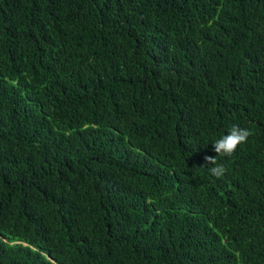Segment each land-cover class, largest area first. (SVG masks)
I'll use <instances>...</instances> for the list:
<instances>
[{"label":"trees","instance_id":"trees-1","mask_svg":"<svg viewBox=\"0 0 264 264\" xmlns=\"http://www.w3.org/2000/svg\"><path fill=\"white\" fill-rule=\"evenodd\" d=\"M0 264H264V0H0Z\"/></svg>","mask_w":264,"mask_h":264},{"label":"clouds","instance_id":"clouds-1","mask_svg":"<svg viewBox=\"0 0 264 264\" xmlns=\"http://www.w3.org/2000/svg\"><path fill=\"white\" fill-rule=\"evenodd\" d=\"M253 134L249 128H241L238 125H233L227 134L221 136L213 143V151L220 156H232L237 147L247 142L248 138ZM212 156L205 157L207 165H212L209 172L217 177H223L227 171L226 167L218 163L217 159Z\"/></svg>","mask_w":264,"mask_h":264}]
</instances>
